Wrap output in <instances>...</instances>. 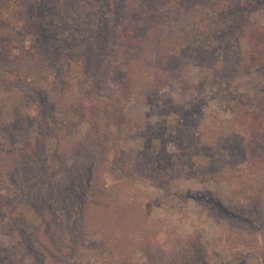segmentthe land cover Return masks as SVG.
I'll list each match as a JSON object with an SVG mask.
<instances>
[{"label":"rangeland","instance_id":"374dc122","mask_svg":"<svg viewBox=\"0 0 264 264\" xmlns=\"http://www.w3.org/2000/svg\"><path fill=\"white\" fill-rule=\"evenodd\" d=\"M263 48L264 0H0V264H264Z\"/></svg>","mask_w":264,"mask_h":264},{"label":"trees","instance_id":"16d2710c","mask_svg":"<svg viewBox=\"0 0 264 264\" xmlns=\"http://www.w3.org/2000/svg\"><path fill=\"white\" fill-rule=\"evenodd\" d=\"M194 20H195L194 21L195 22V26L192 29V31H190L188 34H186V36L184 38H178L176 41H177V43H179V45H176V46L180 47L182 45V43H183L184 46H186L187 43L190 42V40H193L195 38L196 34L198 35L200 33L202 25H201V23L199 21H197V19H194ZM200 41L204 42L205 39L204 38L198 39L195 42V44H198ZM263 50H264V48H263ZM226 52H228V56H229V54H230V56H237L236 55V50L233 51L232 47L230 49H227ZM258 58L261 59L260 62H264V54L260 53V57H258ZM252 99L253 98H250V94L249 93L242 94V98H241L242 102H247V101H250ZM253 100H256V101H259V102L263 103L264 98H255ZM245 110H247V108ZM246 115L250 116L249 113L246 114ZM213 116L215 118V115H213ZM244 118H245V116H244ZM214 124L215 125H207L206 126V131H205L206 135L205 134L201 135V136L196 135L191 142H186L185 140L180 139L178 144L181 145L180 148L182 149V152L184 150L185 153H186L187 152L186 147L187 146H192V147H195V152H196V156H197L196 158H203V160H205V161L214 159L215 156L217 155V153H215L214 155L213 154L208 155V153L206 151L207 150L206 147H203V146H205V144H207L208 140L212 138L211 135H214V133H216L217 130H218L216 128L217 127L216 126L217 125V121L215 123V120H214ZM78 192H81V191L78 190ZM114 229L115 228H114L113 225L108 224L107 227H106V232L109 231V230H114Z\"/></svg>","mask_w":264,"mask_h":264}]
</instances>
